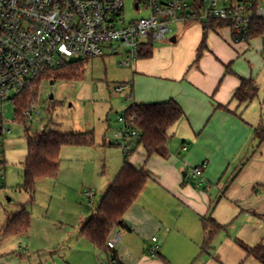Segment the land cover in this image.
Segmentation results:
<instances>
[{
	"label": "crops",
	"instance_id": "obj_1",
	"mask_svg": "<svg viewBox=\"0 0 264 264\" xmlns=\"http://www.w3.org/2000/svg\"><path fill=\"white\" fill-rule=\"evenodd\" d=\"M183 25L181 31L171 37L175 36L178 41L179 35L185 38L194 34L195 41L185 61H172L169 67L163 64L158 69L161 52L153 50L151 58H139L135 62L134 72L142 76L134 78L139 85L131 89L133 102L174 99L186 116L170 129L168 158L158 154L148 158L143 146L140 147L145 151L144 156L130 158L134 166L145 167L151 178L125 214V225L111 234L110 239L116 234L120 239L110 249L116 252L121 264H246L251 257L235 240L255 246L264 238V144L259 145L254 139V129L261 126V122L249 118L248 112L258 96L241 104L234 94L241 84L239 76L254 78L259 91L264 79L252 72L225 75L224 64L231 63L233 56L223 57L208 41L205 59L198 66L193 65L196 47L203 38V26ZM223 27L224 31L228 30L225 27L230 29L238 49H245L255 39L237 42L231 27ZM212 52L217 61L210 58ZM173 138L181 140L180 150L171 146ZM203 163L207 164L206 169L200 177L194 178L200 188L187 184V179L193 178L190 168ZM122 165L115 175L108 174L97 184L99 191L94 186L95 202L100 192L99 205ZM96 209L88 214L82 211L76 220L66 224L49 225L44 231L46 240L64 239V245L72 252L89 257L92 264H99V255H104L107 264H116L105 250L81 234L83 225ZM202 217L230 225L228 231L215 236L210 253L201 252L205 239ZM33 232L30 227L27 234L19 236L29 238ZM11 260L13 258H7L0 264Z\"/></svg>",
	"mask_w": 264,
	"mask_h": 264
},
{
	"label": "rangeland",
	"instance_id": "obj_2",
	"mask_svg": "<svg viewBox=\"0 0 264 264\" xmlns=\"http://www.w3.org/2000/svg\"><path fill=\"white\" fill-rule=\"evenodd\" d=\"M135 1L125 0V17L128 22L133 18L147 15L146 11L138 12L134 8ZM183 24L182 22L171 24L172 32L167 39L180 32ZM195 25L197 28L204 24L195 22ZM223 28L209 30L207 41L209 46L217 49L223 57L233 56L231 63L224 64V74L237 76L236 73L252 72L254 76L260 75L261 79H264V36L255 38L250 46L247 45L242 50L236 47L235 41H232L230 29L225 27L228 29L226 32L222 30ZM194 41V34L185 38H180L179 35L176 42L155 40L154 51L161 52L158 69L163 67V64L169 67L168 64L172 61L174 63L185 61ZM200 44L196 47L192 63L195 66L205 59V53L208 51L206 48L197 61ZM165 45L168 46L167 49L164 48ZM237 49L239 53L236 52ZM126 50L125 47L122 51ZM209 56L216 60L213 52ZM123 57L124 53L111 54L105 50L102 56L85 62L82 78H52L42 82L37 102L40 114L35 113L33 118L28 120L27 127L33 132L45 129L74 133L93 132L95 144L62 148L58 177L40 179L36 184L33 202L31 194L21 188L24 183V161L28 153L26 126L16 118L15 107L12 104L4 108L1 124L5 129V135L0 145L4 153V176L0 175V230L10 214L26 206L32 217L31 227L34 232L29 238L12 235L1 239L0 262L13 258L8 264H92L89 257L72 252L67 244L64 245V239L56 238L48 242L44 231L49 225L66 224L76 220L78 213L82 211L88 214L96 209L99 205L100 192L95 206L90 207L83 189L97 188L99 191L97 184L102 183L108 174L115 175L123 163L124 151L114 144V135L120 128L119 116L133 103L131 89L139 85L138 79L134 78L142 76L134 72L135 64L133 68L123 67L120 63ZM228 67L234 73H228ZM120 86H123V91H116ZM250 107L252 108L248 111L249 118L261 122V126H264V81L258 97ZM181 144V140L177 138H173L171 142V146L177 150L181 149ZM144 154V149L138 146L131 157H142ZM104 165L106 167L103 171ZM196 182L194 178L187 179V184L200 188ZM227 226L228 231L230 225ZM235 242L242 248L240 240L236 239ZM97 261L99 264H107L104 255H99ZM246 264L258 262L251 257Z\"/></svg>",
	"mask_w": 264,
	"mask_h": 264
},
{
	"label": "built area",
	"instance_id": "obj_3",
	"mask_svg": "<svg viewBox=\"0 0 264 264\" xmlns=\"http://www.w3.org/2000/svg\"><path fill=\"white\" fill-rule=\"evenodd\" d=\"M134 8L147 15L128 22L125 0H0V145L5 135L4 108L9 104L16 108L28 90L32 96L23 115L29 120L40 114L38 90L44 80L52 79L53 71L102 56L105 50L124 53L121 65L133 68L143 47L167 40L171 24L177 22L223 21L238 42L246 40L255 19H264V0H136ZM116 91L122 92L123 86ZM118 121L114 144L127 151L139 131L124 113ZM206 167V163L194 167L191 177H200ZM0 175L4 176L2 149ZM84 193L94 207L96 190ZM119 239L116 234L108 246L113 248Z\"/></svg>",
	"mask_w": 264,
	"mask_h": 264
},
{
	"label": "trees",
	"instance_id": "obj_4",
	"mask_svg": "<svg viewBox=\"0 0 264 264\" xmlns=\"http://www.w3.org/2000/svg\"><path fill=\"white\" fill-rule=\"evenodd\" d=\"M227 25L223 21L214 20L203 25V38L198 49L197 61L207 48L209 30H215ZM264 36V19H255L246 40ZM153 43L146 44L140 52L139 58H150L153 55ZM85 61L72 63L60 70L51 72L50 78L80 79L84 74ZM228 73H234L228 67ZM241 84L234 94V98L241 104L253 101L259 94V86L254 78L239 76ZM30 91H25L17 101L15 108L16 118L26 126L25 138L27 141V157L24 161V183L23 190L31 194L34 200L36 184L40 179L57 178L60 171V157L62 148L65 146H87L94 145L93 132H63L58 129H45L41 132H33L27 127L28 120L23 111L31 101ZM37 99V92L33 100ZM124 114L133 120L134 127L138 129L139 136L131 138V148L124 151L123 165L116 178L103 196L96 212L88 219L81 229L83 237L91 241L99 249L105 250L116 261L121 264L115 251L108 246L111 234L117 227L124 226V216L130 207L137 201L145 188L151 173L145 167H136L130 157L138 146H143L149 158L158 154L164 158L170 156L169 142L171 140L170 129L186 116L182 106L174 99L163 102H133L125 110ZM254 139L259 145L264 144V126L254 129ZM244 165V164H243ZM242 167L237 171L239 173ZM205 239L201 248L202 253H210L213 248L215 236L227 229V225L218 223L211 217H202ZM31 227V215L26 206L16 213L8 216L6 223L0 230V240L12 235H25ZM246 253L264 264V238L255 245L249 246L240 242Z\"/></svg>",
	"mask_w": 264,
	"mask_h": 264
},
{
	"label": "water",
	"instance_id": "obj_5",
	"mask_svg": "<svg viewBox=\"0 0 264 264\" xmlns=\"http://www.w3.org/2000/svg\"><path fill=\"white\" fill-rule=\"evenodd\" d=\"M170 41H171V42H176V37H175V36L171 37ZM53 82H54V81H52V83H53Z\"/></svg>",
	"mask_w": 264,
	"mask_h": 264
}]
</instances>
